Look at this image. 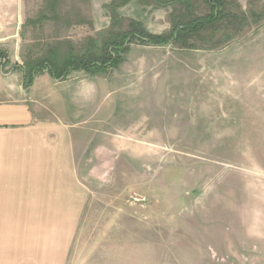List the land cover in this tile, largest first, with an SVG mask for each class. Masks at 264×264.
I'll return each instance as SVG.
<instances>
[{
  "label": "rangeland",
  "instance_id": "rangeland-1",
  "mask_svg": "<svg viewBox=\"0 0 264 264\" xmlns=\"http://www.w3.org/2000/svg\"><path fill=\"white\" fill-rule=\"evenodd\" d=\"M167 1L21 0L13 44L25 63L99 46L130 20L163 33L187 4L209 11ZM234 1L240 31L204 30L194 48L131 42L104 72L114 114L83 133L65 264H264V0Z\"/></svg>",
  "mask_w": 264,
  "mask_h": 264
},
{
  "label": "crops",
  "instance_id": "crops-1",
  "mask_svg": "<svg viewBox=\"0 0 264 264\" xmlns=\"http://www.w3.org/2000/svg\"><path fill=\"white\" fill-rule=\"evenodd\" d=\"M20 2L0 0V264H65L83 205V133L113 116L112 90L104 73L77 70L62 80L38 72L26 87L13 44Z\"/></svg>",
  "mask_w": 264,
  "mask_h": 264
},
{
  "label": "trees",
  "instance_id": "trees-1",
  "mask_svg": "<svg viewBox=\"0 0 264 264\" xmlns=\"http://www.w3.org/2000/svg\"><path fill=\"white\" fill-rule=\"evenodd\" d=\"M208 13L196 15L190 12L187 4L183 14L171 15V27L163 33H151L140 22L131 21L125 31L109 32L98 46L96 39H89L78 52L72 47L59 55V51L50 49L43 58L31 59L20 66L25 74V86L28 87L36 73L47 72L56 80H62L74 70L84 71L87 74L104 73L108 69L117 68L123 61V55L128 51L129 44L136 42L146 45L162 46L175 44L183 48H194L193 38H203L204 30L216 28L226 24L236 32L240 31L246 23L243 12L231 11L233 5L240 9L234 0H206ZM168 3H187V0H168ZM254 16H256L254 14ZM0 60L5 65L8 60L5 51L0 49Z\"/></svg>",
  "mask_w": 264,
  "mask_h": 264
}]
</instances>
